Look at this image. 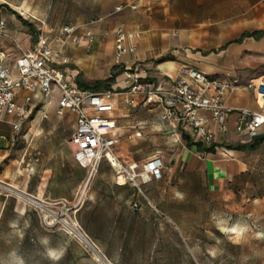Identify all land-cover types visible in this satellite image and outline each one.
<instances>
[{"label":"rangeland","instance_id":"1","mask_svg":"<svg viewBox=\"0 0 264 264\" xmlns=\"http://www.w3.org/2000/svg\"><path fill=\"white\" fill-rule=\"evenodd\" d=\"M0 7L11 10L34 28L41 27L42 22L56 27L63 23L83 26L93 21L92 17L79 18L84 8L93 10L92 2L83 4L82 0H0ZM258 7L264 13V0ZM72 67V63L63 66L68 75L73 74L69 70ZM86 82L92 86L95 80ZM130 108L140 110L136 112L138 118L146 111L141 102ZM71 121V116L52 120L42 130V123L27 121L17 134L0 124L7 127L4 133L13 143L10 156L14 155L20 168V187L5 190L24 208L16 212L11 203L0 210V264H16L17 260L23 264H264V141L241 155L242 171L211 182L207 172L198 168L199 163L190 169H172L173 148L165 144L164 134L156 129L149 131L138 137L140 145L130 150L141 157L139 168L147 159L160 156L162 178L139 183V189L126 179L129 185L118 192V202L126 206L124 218L118 222H94L91 216L97 208L89 200H94L95 195H84L82 208L81 198L79 202H55L29 194L42 173L28 178L30 144L37 141L48 153L60 152L71 133ZM253 142L243 137L232 144ZM53 158L56 155L50 156V163ZM198 158L204 159L205 154ZM120 164L125 168L124 163ZM118 171L106 161L90 165L85 168L84 184H80V171L66 167L56 173L53 188H108L119 177ZM2 185L0 182V191ZM134 203L139 210L132 211ZM128 214L132 216L125 218ZM74 229L89 243L80 241L72 233ZM45 239L47 245L42 242ZM48 247L63 249V257L56 262L49 260Z\"/></svg>","mask_w":264,"mask_h":264},{"label":"crops","instance_id":"2","mask_svg":"<svg viewBox=\"0 0 264 264\" xmlns=\"http://www.w3.org/2000/svg\"><path fill=\"white\" fill-rule=\"evenodd\" d=\"M131 1L82 0L83 4L93 3V10L89 12L84 8L79 18L81 20L93 18L91 23L83 24L92 27L95 33L94 42L89 50L82 45L71 44L63 50L64 56L73 64L69 70L73 73L71 76L77 85V80H80L88 87L87 89L93 90L98 83L103 87V83L110 80L107 82L110 90H126L129 81L125 79L123 70L130 65L145 70L147 77L156 84H159L164 75L171 79L178 78L184 67L194 68L207 76L221 80L237 77L242 85L253 78L264 76V37L260 39L245 37L239 41L244 33L264 31V13H261L258 7L261 0H138L137 10L124 9L110 16L116 6ZM89 13L92 15L89 16ZM0 19L7 22L8 31L19 43L17 47L8 39L0 37V50L7 53L11 64L20 52L33 47L36 38L31 35H35L39 29H42L50 39H54L58 36L60 28L69 24L63 23L53 27L44 23L41 27L34 28L32 24L16 17L11 10L7 11L2 7ZM117 26L141 33L135 55L124 56L118 65L113 61V31ZM93 79L95 82L92 86L86 82ZM102 89L104 88L98 90ZM224 102L233 108H257L253 93L245 88L226 94ZM130 107L123 103L120 97L116 99L113 118L120 136L115 152L119 163L128 165L139 162L141 157L135 156L130 148L140 145L138 137L156 129L164 134L165 144L173 148L170 164L174 170L182 167L190 169L199 163L198 168H203L207 172L208 180L211 182L227 179L243 170L239 158L246 150L237 148L246 143L242 146L232 144L243 139V136L238 137L233 132L235 115L232 114L228 118L229 131L225 134L215 133L213 141L207 144L195 143L190 132H177L167 122H163L160 119L162 109L157 103L143 105L146 111L140 118L136 113L140 110ZM53 109L51 108L47 119L41 120L37 114L31 122L37 121L38 125L42 123L40 128L42 130L47 128L52 120L59 121L71 116L72 121L69 123L72 132L74 116L67 113L64 117H57ZM201 116L207 117V114L201 113ZM0 124L11 129L8 124ZM55 127L56 125L53 129ZM6 128L0 127V136L4 137L0 144V182L3 184L0 191V210L3 211L12 203L13 210L21 213L24 211L20 210L22 206L5 190L20 187V168L14 155L10 156L9 148L13 143L4 133ZM209 128L213 130V125L209 124ZM11 134H15L12 129ZM70 135L66 140V146L60 152L52 154L43 150L37 141L30 144L28 178L34 176V173L40 171L42 173L37 185L29 194L35 199L55 202H79L81 198L82 208L85 202L83 196L95 195L94 200H89L94 201L91 203L97 208L92 213V220L118 222L124 218L123 212L126 207L122 202H118V192L124 190L125 185H129L124 178L118 180L121 176L115 178L114 184L108 188L87 189L81 185L70 191L53 188L52 180L57 179L56 173H60L66 167L77 173L80 171V184L85 182V168L79 166L73 157L74 148L69 142ZM196 144H201L204 149L213 147V150L198 151ZM202 154H205V158L200 160L198 156ZM51 155H56L52 163ZM57 165L60 167L57 168ZM131 216L132 214H128L125 218ZM87 217L91 218L89 215Z\"/></svg>","mask_w":264,"mask_h":264},{"label":"built area","instance_id":"3","mask_svg":"<svg viewBox=\"0 0 264 264\" xmlns=\"http://www.w3.org/2000/svg\"><path fill=\"white\" fill-rule=\"evenodd\" d=\"M137 1L116 6L110 16L124 9L137 10ZM0 37L19 46L3 19H0ZM140 37V31H128L122 26L114 29L113 61L116 65L124 56L135 55ZM35 38L33 47L20 52L13 64L9 62L7 53L0 50V123L8 124L17 134L37 114L41 120L47 119L51 108L57 117L72 114L74 120L69 142L74 148L75 161L83 168L106 161L114 170H120L117 172L119 177L128 179L138 189L139 183L162 178L160 156L147 159L141 168L137 163L122 168L117 161L115 152L120 136L113 113L118 97L131 107L139 102L143 105L157 103L162 109L160 119L177 132H190L195 143L209 144L215 133H227L228 118L232 114L236 118L235 134L247 137L249 141L264 138V76L242 85L237 77L221 80L184 67L178 78L164 75L156 84L147 77L145 70L130 65L123 70L125 79L129 81L126 90L81 89L63 68L70 62L63 50L68 44L82 45L89 50L95 39L92 27L66 24L54 39L39 29ZM240 88L253 93L256 109L233 108L225 104V95ZM209 124L213 125V130ZM3 140L4 137L0 136V144ZM111 158L118 162L117 166L113 165ZM132 209L139 210L138 204H132Z\"/></svg>","mask_w":264,"mask_h":264},{"label":"trees","instance_id":"4","mask_svg":"<svg viewBox=\"0 0 264 264\" xmlns=\"http://www.w3.org/2000/svg\"><path fill=\"white\" fill-rule=\"evenodd\" d=\"M245 37H253L255 39H260L261 37H264V31H258V32H253V33H244L241 36V38L239 39V41H241ZM108 81H110V80H107L106 82L103 83V87L100 86L101 83H98L92 89L93 90H98V89H101V88L109 89V85H107V82ZM77 83H78L79 88H81V89H87L88 88L80 80H77ZM262 141H264V138L257 139L252 144L246 143L244 146L239 147L237 149H240V150H250V151L251 150H255ZM196 148H197L198 151H208V152H211L213 150V147H209L207 149H204L201 144H196Z\"/></svg>","mask_w":264,"mask_h":264},{"label":"clouds","instance_id":"5","mask_svg":"<svg viewBox=\"0 0 264 264\" xmlns=\"http://www.w3.org/2000/svg\"><path fill=\"white\" fill-rule=\"evenodd\" d=\"M12 227H16V224L15 223H12L11 224ZM45 245L48 244V240L45 239L42 241ZM46 255H47V258L53 262H56V261H59L63 255H64V250L63 249H56V248H51V247H48L46 249ZM16 264H23V261L22 260H17Z\"/></svg>","mask_w":264,"mask_h":264},{"label":"bare ground","instance_id":"6","mask_svg":"<svg viewBox=\"0 0 264 264\" xmlns=\"http://www.w3.org/2000/svg\"><path fill=\"white\" fill-rule=\"evenodd\" d=\"M111 160H112V163H113L114 166H117V165H118V163H117L115 160H113L112 158H111ZM19 195H20L21 197H23V195H21V194H19ZM23 198H24V200H27V201L31 202L32 204H33V203L36 204V202H35L33 199H31V198H28V197H23ZM38 207H39V206H38ZM20 210L22 211V210H23V207H21ZM77 229H78V228H77ZM70 233H71V232H70ZM72 233L75 234L76 237H77L80 241H83V242L86 243V244L89 243L88 240L84 237V235H82L81 233L77 232L76 229H74Z\"/></svg>","mask_w":264,"mask_h":264}]
</instances>
